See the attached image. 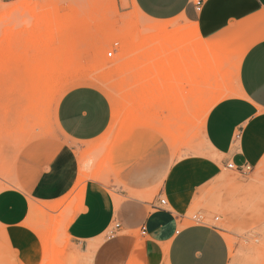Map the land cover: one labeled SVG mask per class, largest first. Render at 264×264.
Returning <instances> with one entry per match:
<instances>
[{
	"label": "rangeland",
	"instance_id": "1",
	"mask_svg": "<svg viewBox=\"0 0 264 264\" xmlns=\"http://www.w3.org/2000/svg\"><path fill=\"white\" fill-rule=\"evenodd\" d=\"M24 4L30 9L36 7L38 13L48 10L52 18L47 25L20 22V26H16L19 22L16 20L13 40L0 45V202L18 204L19 208L14 211L19 212L21 219L13 229L0 219V264H94V253L85 252L66 232L74 203L83 201L84 183L95 179L108 186L117 206L119 198L115 193L120 190L148 200L159 193L167 171L174 164L191 159H211L220 165L223 174L218 182L211 181L196 188L183 225L193 224L194 215L204 214L208 222L227 237L231 249L229 264H264V176L261 169L244 176L225 168L222 158L210 150L203 132L209 103L216 98L217 89L230 91L229 96L237 93L232 89L236 84L235 59L222 55L219 42L203 36L202 40L197 39L194 23L182 17L170 21L149 19L134 0H0V18L14 11L13 16L22 21L20 13L14 9ZM166 27L169 31L186 30L194 46L206 44L207 51L222 61L223 77L219 78V84L214 79L208 83L198 92L197 99L187 100L190 108L194 105L197 108L198 102L204 107L196 111V117L182 127L173 141L167 140L163 133L164 123L162 126L146 122L153 116L163 122L168 114L163 106L158 108L151 103L140 116L147 118L145 123H141L143 117L138 125L129 124L132 105L125 106L131 98L128 90L141 76L121 69L132 59L126 48L134 40H140L152 28L158 31ZM6 28L9 27H0V39ZM38 29H41L38 36L30 39L31 32ZM128 32L130 34L126 35ZM149 41L141 46L139 56L147 51ZM215 44L218 47L214 51ZM115 49L114 57L109 58L108 52ZM165 53L159 52L156 56L154 62H158V68L151 73L154 80L164 76L159 70V60ZM213 63L216 65L215 61ZM41 71L61 80L59 87L46 97L44 105L38 106L33 101L31 83ZM118 79L123 80L126 90L117 84ZM175 81L172 76L168 83L174 85ZM80 85L102 89L113 106L112 122L106 132L83 146L71 143L55 120L61 96ZM162 86L156 98L166 100L171 91L168 84ZM80 151L87 155L81 157ZM61 154H68L66 168L77 167L83 178L62 200L47 204L26 189L37 176L50 172L52 163ZM94 169L95 173L91 174ZM245 181H249L247 187L242 183ZM255 216L259 217L257 221ZM216 217L219 220L216 221ZM111 231L112 228L102 241ZM136 234L141 238L140 229Z\"/></svg>",
	"mask_w": 264,
	"mask_h": 264
},
{
	"label": "crops",
	"instance_id": "2",
	"mask_svg": "<svg viewBox=\"0 0 264 264\" xmlns=\"http://www.w3.org/2000/svg\"><path fill=\"white\" fill-rule=\"evenodd\" d=\"M134 1L149 19L170 21L182 17L196 23L201 37L219 42L222 55L235 59L236 84L232 89L237 93L229 96L230 91L217 89V95L225 92L222 100L231 102L220 107V100L210 108L203 132L210 150L222 158L221 164L225 168L228 163L237 168L249 166L250 173L242 175H253L261 169L264 176V109L260 106L264 80L259 76L248 77L249 54L264 51V0H239L229 9L232 14H222L218 19L213 17L211 23L206 21L204 24L187 13L189 6H195L197 0L155 4L151 11L144 9L140 0ZM205 4H208L209 12L214 10L212 0H203L200 8L203 9ZM219 73L222 79L221 71ZM69 95L82 97L89 103L69 110L63 103ZM112 117L109 96L93 85H80L66 91L55 111L58 128L78 146L100 138L110 126ZM85 154L79 152L81 157ZM67 157L68 154L57 157L51 171L37 176L26 191L47 204L62 200L83 178L77 167L66 168ZM222 174L220 165L211 159L186 160L167 171L156 196L143 200L120 190L115 193L119 198L118 206L108 186L95 179L88 180L83 185L82 203L73 205L67 235L84 247L85 252L94 253V264H229L230 244L220 228L194 223L183 225L196 188L211 181L218 182ZM248 182H242L244 187ZM164 197L166 205L160 203ZM17 208L18 204L0 202V219L10 229L18 226L21 220L19 212L14 211ZM254 219L257 221L259 217ZM143 226L147 232L140 238L136 232L138 229L141 232ZM110 228L111 235L102 241Z\"/></svg>",
	"mask_w": 264,
	"mask_h": 264
},
{
	"label": "bare ground",
	"instance_id": "3",
	"mask_svg": "<svg viewBox=\"0 0 264 264\" xmlns=\"http://www.w3.org/2000/svg\"><path fill=\"white\" fill-rule=\"evenodd\" d=\"M25 5L27 6V4H24L14 9L15 11L17 10L20 13L22 21H20L19 17L15 18V16H13L15 15L13 14L14 11H11L10 13L5 14L0 18V27H9L8 29L6 28L7 30L3 35V39H0V45L9 44L11 40H13L16 20L19 21L16 26H18L20 22H28V24L29 22L30 24L39 23L44 25L50 23V20L52 18L50 11L46 10L38 13L35 10L36 7L35 9H30ZM32 6V8H34V5ZM12 22L14 25L12 24ZM10 24L11 27L13 26V28L10 27ZM3 31H5V28ZM39 31H41V29L31 32L32 34L29 35V38H36ZM193 31L194 36L197 39L202 40L196 23H194L193 25ZM128 34H130V32L126 33V35ZM148 41L150 42V46L142 56H139L138 52L142 48L141 46L146 44ZM207 48L206 44L203 43L201 46L192 45L190 36L188 35V32L186 30L181 29L178 31H169L168 27L158 31L152 28L151 30L147 31L145 35L141 36L140 40H134L133 43H131L126 48L129 50V52H131L132 59L126 61L121 68L125 71H131L134 74H140L141 76V79H138L134 84H132L131 90H128V92L130 91L129 95L131 96V98L129 99L128 96L129 101L125 106L130 107L132 105V112L128 114L130 117L128 121L129 124H136L138 121L140 122L143 117L144 119H142L143 122L141 123H145L144 120H146L147 118H145V116L140 118V116H142V114H145L142 113L143 109L145 110V107L148 108L151 103H153V105H156V107L158 108L159 106H163L168 113L163 122L157 120V116L153 115V117L151 118L152 120L147 119L146 122H148L149 125L162 124V126L164 123L163 128H165V131L163 133L166 134L164 135L166 136L167 140H175L178 136V132L182 130V127L188 126L187 124H189L196 117V111L204 107V105L201 106L200 102H198L197 108H194L195 105L193 106V108H190L189 105L186 104L187 100L197 99L199 97L198 92L206 88V85L208 83L211 84L210 82L213 79L216 82H219L220 80L219 72L222 66V61L214 58L213 53L211 51L208 52ZM163 51H166V53L165 56H163L159 60L161 62V64H159V70L164 76L167 77L163 76L158 80H154L152 79L151 73L154 72V69L156 67L158 68V62L154 61L157 60V54ZM213 61L216 62V65H214ZM41 73L42 74L34 76L31 83L33 101L36 105L39 104L40 106L44 105L43 102L46 100V97H49L51 91L59 87L58 82L60 79L58 76L51 77L50 73V76L48 75V73H44L43 71H41ZM172 76H174L176 80L174 85L168 83ZM118 80L117 84L123 90H126L127 88H125L126 86L124 85L123 80ZM163 84H168V89L171 91L166 97V100L159 97L156 98V92L160 90ZM162 91L163 90H161L160 93ZM223 98L224 93L218 94L216 98H214L212 102L209 103V110L214 104H216ZM53 206L54 205H52V207Z\"/></svg>",
	"mask_w": 264,
	"mask_h": 264
},
{
	"label": "snow or ice",
	"instance_id": "4",
	"mask_svg": "<svg viewBox=\"0 0 264 264\" xmlns=\"http://www.w3.org/2000/svg\"><path fill=\"white\" fill-rule=\"evenodd\" d=\"M171 2L172 0H140V3L144 6V9L148 11H151L152 6L155 4H167ZM201 2H203V0H197L195 6L190 5L187 9V13L193 20H199L201 24H204L206 21L211 23L213 17L218 19L222 14H232L229 9L235 6L239 0H212L215 5V8L212 12H209L208 4H205L204 8L201 9L199 6ZM197 13L201 14L197 15ZM248 59L251 62L248 67L249 79L259 76L262 80H264V51H255L250 53ZM248 90L252 91V88L249 87ZM230 102L231 101L229 100H222L220 102V107H226ZM63 103L68 107L69 110H71L77 106H87L89 102L82 97L69 95L65 97ZM260 106L262 109H264V90L261 91ZM253 110H255L254 106ZM241 119H243V117H241Z\"/></svg>",
	"mask_w": 264,
	"mask_h": 264
},
{
	"label": "built area",
	"instance_id": "5",
	"mask_svg": "<svg viewBox=\"0 0 264 264\" xmlns=\"http://www.w3.org/2000/svg\"><path fill=\"white\" fill-rule=\"evenodd\" d=\"M115 51H116V49L113 50V51L108 52V54H107L108 57H109V58L114 57ZM226 167H227L228 169H230V170L237 171V172L240 173V174H246V173H248V172L250 171V169H251L249 166H244V167L237 168V167L234 166L233 163H228ZM160 203H161L162 205H166V199H165V198H161V199H160ZM191 219H192V221L194 222V224L212 225V226H214V227H217V226H215V225L209 223L208 220H207V218H206V216H205L204 214H197V215H194ZM215 220H216V221L219 220V217H216ZM146 232H147V230H146V228L143 226L142 229H141V234H142V235H146Z\"/></svg>",
	"mask_w": 264,
	"mask_h": 264
}]
</instances>
